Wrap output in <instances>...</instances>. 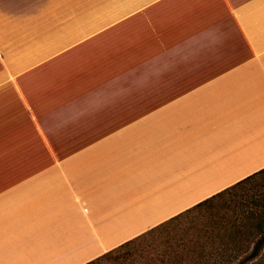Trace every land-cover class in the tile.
Segmentation results:
<instances>
[{
  "label": "crops",
  "instance_id": "obj_1",
  "mask_svg": "<svg viewBox=\"0 0 264 264\" xmlns=\"http://www.w3.org/2000/svg\"><path fill=\"white\" fill-rule=\"evenodd\" d=\"M264 168V0H0V264H86Z\"/></svg>",
  "mask_w": 264,
  "mask_h": 264
},
{
  "label": "trees",
  "instance_id": "obj_2",
  "mask_svg": "<svg viewBox=\"0 0 264 264\" xmlns=\"http://www.w3.org/2000/svg\"><path fill=\"white\" fill-rule=\"evenodd\" d=\"M257 179H264V168L86 264H95L109 256H113L115 260L132 258L126 264H264V191L254 195L248 200L249 203L239 202L241 205L235 206L233 220L231 219L224 224L222 219L219 227L222 231L205 236L197 247L182 244L178 245L182 249L179 247L170 249L160 256L146 257L145 260L142 257L133 258L131 253V248L136 246L138 242L146 240L157 230L202 206L211 205L217 199L222 200V205L228 206L231 204L229 203L231 202L230 197L236 194L238 196V191L243 189L245 184ZM225 197H228V201ZM239 197L242 198L244 195Z\"/></svg>",
  "mask_w": 264,
  "mask_h": 264
},
{
  "label": "rangeland",
  "instance_id": "obj_3",
  "mask_svg": "<svg viewBox=\"0 0 264 264\" xmlns=\"http://www.w3.org/2000/svg\"><path fill=\"white\" fill-rule=\"evenodd\" d=\"M262 179V178H261ZM261 179L254 180L249 184H245L243 189L238 191V196L234 195L231 198V204L228 206L222 205V200L217 199L211 205L202 206L179 220L167 224L160 230L150 235L146 240L140 241L136 246L131 248L133 258H155L157 255L170 251V249L181 248L178 245H187L197 247L207 235H213L222 230L220 221L223 219L224 224L233 220V212L235 206L240 203L247 202L257 193L264 191V182ZM240 195L244 197L240 198ZM228 201V197H225ZM240 202V203H239ZM147 258V259H148ZM132 259V258H131ZM119 259L115 260L113 256L103 258L95 264H126L131 260ZM145 260V259H144Z\"/></svg>",
  "mask_w": 264,
  "mask_h": 264
}]
</instances>
